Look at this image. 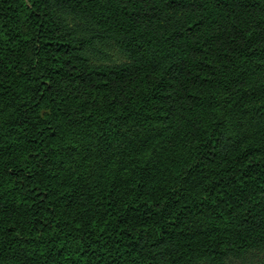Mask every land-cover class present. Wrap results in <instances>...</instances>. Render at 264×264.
I'll list each match as a JSON object with an SVG mask.
<instances>
[{"label":"trees","instance_id":"16d2710c","mask_svg":"<svg viewBox=\"0 0 264 264\" xmlns=\"http://www.w3.org/2000/svg\"><path fill=\"white\" fill-rule=\"evenodd\" d=\"M0 264H264V0H0Z\"/></svg>","mask_w":264,"mask_h":264}]
</instances>
